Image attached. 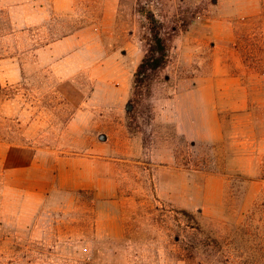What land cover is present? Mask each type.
Returning <instances> with one entry per match:
<instances>
[{
	"label": "rangeland",
	"instance_id": "obj_1",
	"mask_svg": "<svg viewBox=\"0 0 264 264\" xmlns=\"http://www.w3.org/2000/svg\"><path fill=\"white\" fill-rule=\"evenodd\" d=\"M0 264H264V0H0Z\"/></svg>",
	"mask_w": 264,
	"mask_h": 264
},
{
	"label": "trees",
	"instance_id": "obj_2",
	"mask_svg": "<svg viewBox=\"0 0 264 264\" xmlns=\"http://www.w3.org/2000/svg\"><path fill=\"white\" fill-rule=\"evenodd\" d=\"M151 41L150 46L140 62L134 77L133 83V96L131 97L130 104L133 105L137 102L136 93L142 95V83L149 82L152 73L158 71L167 64L170 55L169 44L165 37L162 35L161 30L153 25L150 28Z\"/></svg>",
	"mask_w": 264,
	"mask_h": 264
},
{
	"label": "crops",
	"instance_id": "obj_3",
	"mask_svg": "<svg viewBox=\"0 0 264 264\" xmlns=\"http://www.w3.org/2000/svg\"><path fill=\"white\" fill-rule=\"evenodd\" d=\"M76 180L75 178L72 180V182ZM69 184L67 187H51V193L54 192H62L66 193L68 195H73L76 197V194L83 191V190H94L99 194L100 197L104 198H110L114 195V193L117 192L118 187H98V185H94V183H90L87 185V187L83 184L79 183H72ZM95 186V187H94ZM107 193H113L112 195H107ZM104 199V201H107V199Z\"/></svg>",
	"mask_w": 264,
	"mask_h": 264
}]
</instances>
